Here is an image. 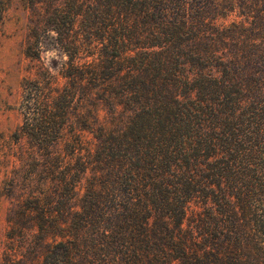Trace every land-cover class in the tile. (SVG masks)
Masks as SVG:
<instances>
[{
    "label": "trees",
    "instance_id": "1",
    "mask_svg": "<svg viewBox=\"0 0 264 264\" xmlns=\"http://www.w3.org/2000/svg\"><path fill=\"white\" fill-rule=\"evenodd\" d=\"M29 2L0 149L27 264H264V0Z\"/></svg>",
    "mask_w": 264,
    "mask_h": 264
},
{
    "label": "rangeland",
    "instance_id": "2",
    "mask_svg": "<svg viewBox=\"0 0 264 264\" xmlns=\"http://www.w3.org/2000/svg\"><path fill=\"white\" fill-rule=\"evenodd\" d=\"M3 13L0 20V149L11 150V133L20 123L19 103L21 98V79L28 60L23 55L24 44L27 35L28 18L30 16L29 0H0ZM233 18V17H232ZM45 64L58 67L65 58L58 50L47 46L41 52ZM106 110L100 112L104 115ZM1 151V152H2ZM0 152V264H27L29 257L28 247L35 245L37 241L36 231H25L23 238L15 232L8 233L7 215L12 205L17 201L21 191L11 189L9 181L5 178V171L11 173L12 157L4 160ZM247 172V170H243ZM237 173V168L235 170ZM243 178L240 179L241 184ZM254 211L257 207L264 205L253 202ZM24 240L21 253L24 257L17 260L12 254L19 244Z\"/></svg>",
    "mask_w": 264,
    "mask_h": 264
}]
</instances>
